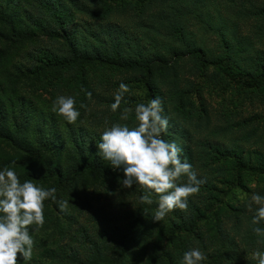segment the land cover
Listing matches in <instances>:
<instances>
[{"label": "trees", "instance_id": "1", "mask_svg": "<svg viewBox=\"0 0 264 264\" xmlns=\"http://www.w3.org/2000/svg\"><path fill=\"white\" fill-rule=\"evenodd\" d=\"M181 59L193 60L208 90L264 102V0H0V169L68 202L63 211L44 202L32 259L21 264H180L193 247L203 264H256L264 242L247 203L250 193L264 195V133L256 117L235 121L229 109L214 115L196 102L201 85L181 76ZM121 82L142 88L144 99L125 94L113 112ZM60 95L76 98L75 124L52 111ZM153 97L169 121L163 138L206 179L187 210L159 222V194L141 203V186L121 188L123 174L95 155L100 134L113 123L133 126L135 106ZM125 107L133 109L127 121Z\"/></svg>", "mask_w": 264, "mask_h": 264}, {"label": "clouds", "instance_id": "2", "mask_svg": "<svg viewBox=\"0 0 264 264\" xmlns=\"http://www.w3.org/2000/svg\"><path fill=\"white\" fill-rule=\"evenodd\" d=\"M128 85L121 82L114 95L111 110L116 112L122 101L127 104L125 94ZM91 96V93H87ZM74 96L60 95L53 101L52 111L67 123L75 124L81 113L76 107ZM83 105H81L82 107ZM162 102L153 97L148 103H139L134 109L136 123L129 126L113 123L100 134L95 155L109 162V167L122 173L117 178L121 188L131 189L135 185L144 190L140 202L151 205L153 195H158V204L153 221H162L175 209L187 210L189 197L200 190L206 179L198 178V173L186 157L183 149L174 140L168 141L163 134L169 121L161 113ZM133 109L125 107L120 119L127 121ZM186 177V182L177 181ZM57 202L56 188L36 185L32 180L21 182L16 171L10 167L0 169V264H21L29 262L33 256L34 238L32 232L45 223L44 202ZM67 201H58L63 211ZM247 208L252 216V232L264 242V195L250 193ZM36 227L31 230L29 226ZM207 259L198 247L185 251L180 264H203ZM256 264H264V250L252 253Z\"/></svg>", "mask_w": 264, "mask_h": 264}, {"label": "rangeland", "instance_id": "3", "mask_svg": "<svg viewBox=\"0 0 264 264\" xmlns=\"http://www.w3.org/2000/svg\"><path fill=\"white\" fill-rule=\"evenodd\" d=\"M202 34V33H200ZM212 37V38H211ZM211 38V43H213V40L215 37L212 35L209 37ZM208 39V40H209ZM162 45H166L165 47H168L171 45V43L167 40H163ZM171 55L168 54V57ZM171 59V57H170ZM179 69L182 71L181 76L185 78H190L192 81L194 80L195 83H198L201 85L198 90V92H193V98L196 102L199 101H205V103L208 105L209 110L212 114L215 115V113H220L222 111L230 110V113L232 114V117L234 116L235 121L252 116L253 119L255 118L256 123L260 125V130H262L264 133V102L255 96V98L251 99L249 96V93L247 92H239L235 93L234 89H230V87L227 88H219L215 90H208L206 86H203V78L199 76V72L193 71L192 68L194 67L193 60H183L181 59L179 61ZM216 68L210 67L209 72L215 70ZM121 75L113 74L114 78H120ZM127 84V83H126ZM128 85V84H127ZM128 85L129 93H126L128 96V99L132 97L136 100L138 99H144V90L138 86ZM256 183L255 181L253 184ZM239 193H243V190H239ZM103 200V198L101 199ZM78 213V211L76 212ZM85 214L86 210H84L79 216V222L85 223Z\"/></svg>", "mask_w": 264, "mask_h": 264}]
</instances>
